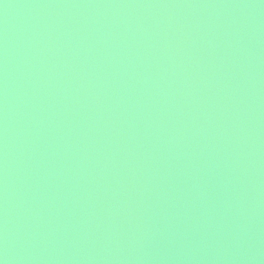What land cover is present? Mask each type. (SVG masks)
Instances as JSON below:
<instances>
[{
  "label": "water",
  "instance_id": "obj_1",
  "mask_svg": "<svg viewBox=\"0 0 264 264\" xmlns=\"http://www.w3.org/2000/svg\"><path fill=\"white\" fill-rule=\"evenodd\" d=\"M0 264H264V0H0Z\"/></svg>",
  "mask_w": 264,
  "mask_h": 264
}]
</instances>
